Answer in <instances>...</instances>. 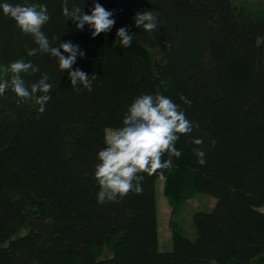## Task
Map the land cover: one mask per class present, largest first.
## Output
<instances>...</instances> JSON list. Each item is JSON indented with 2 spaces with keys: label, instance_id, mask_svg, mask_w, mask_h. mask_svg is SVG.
Returning a JSON list of instances; mask_svg holds the SVG:
<instances>
[{
  "label": "trees",
  "instance_id": "1",
  "mask_svg": "<svg viewBox=\"0 0 264 264\" xmlns=\"http://www.w3.org/2000/svg\"><path fill=\"white\" fill-rule=\"evenodd\" d=\"M7 2L46 4L42 31L52 46L78 45L84 56L73 68L96 79L91 91H77L54 58L27 55L36 47L31 36L0 12L5 80V66L24 58L39 67L22 74L28 85L43 73L53 84L42 114L10 89L0 96V264H264V13L231 0H67L85 14L97 2L113 13L111 31L92 37L89 26L77 30L62 15L64 0ZM143 11L158 14L156 32L134 26ZM121 27L133 35L126 49L116 41ZM145 94L169 97L199 127L180 136L182 155L163 178L142 173L140 194L98 204L93 176L105 130L120 127L127 106ZM197 138L201 145L191 143ZM194 148L205 152L204 165ZM159 179L171 209L166 252L158 250ZM197 194L216 203L193 215L190 241L172 218Z\"/></svg>",
  "mask_w": 264,
  "mask_h": 264
},
{
  "label": "clouds",
  "instance_id": "2",
  "mask_svg": "<svg viewBox=\"0 0 264 264\" xmlns=\"http://www.w3.org/2000/svg\"><path fill=\"white\" fill-rule=\"evenodd\" d=\"M0 12L14 21L17 28L26 35L31 36L35 48L27 50L29 57L38 53L47 54L54 58L58 70L68 72L70 85L80 90L82 86L88 91L92 90V82L95 75L89 76L86 72L73 68L78 57H83L84 52L78 45L71 41L57 43L52 46L49 38L42 31L44 25L50 20L46 4L23 3L12 4L5 0L0 4ZM62 15L67 20H72L77 30L85 25L89 26L92 37L111 31L115 24L113 13L105 9L100 3H94L90 14H85L83 8L68 6L67 0L62 4ZM134 26L145 32H156L158 14L154 11L137 12L133 17ZM58 39V38H54ZM133 35L127 27H121L116 31V41L120 47L128 48L131 45ZM5 72L11 74L10 79L0 82V96L10 89L17 97L18 103L34 101L38 105V113L45 111V106L51 99L49 92L53 84L49 82L48 73L41 74L40 78L28 85L22 78V74L34 75L39 72V67L30 60L18 59L5 66ZM184 104L190 105L191 101L184 95L179 97ZM193 125L180 110L179 105L169 97L156 95H140L133 99L122 115L121 126L115 129H106L104 135V147L97 152V164L94 167L93 179L96 181L99 191L97 203L118 202L129 192L140 194L144 179L142 173L149 176L157 174L164 176L162 170L173 167L172 157L179 158L182 152L176 148V142L181 135L193 131ZM193 145H201L202 139H193ZM197 157V163H206L205 152L200 148L193 149ZM167 153L168 159H162Z\"/></svg>",
  "mask_w": 264,
  "mask_h": 264
},
{
  "label": "rangeland",
  "instance_id": "3",
  "mask_svg": "<svg viewBox=\"0 0 264 264\" xmlns=\"http://www.w3.org/2000/svg\"><path fill=\"white\" fill-rule=\"evenodd\" d=\"M233 4L237 6L244 7L251 14L256 12L264 13V0H231ZM2 67L0 66V71ZM5 80L4 75L0 73V82ZM163 180L159 179L156 183V200H157V209H158V250L160 252H166L171 250V231L169 228V221L171 219L170 207L167 202V199L164 197L163 193ZM216 199L206 195V194H197L192 200L186 201L180 213L173 216L172 221L175 223L179 232L188 238L190 241L195 239V232L192 226V217L195 213L203 212L207 213L212 210L215 206ZM264 212V208L261 209ZM28 229H23L17 236H23L27 233ZM208 264H218L214 261H210ZM252 264H259L258 259L254 260Z\"/></svg>",
  "mask_w": 264,
  "mask_h": 264
}]
</instances>
